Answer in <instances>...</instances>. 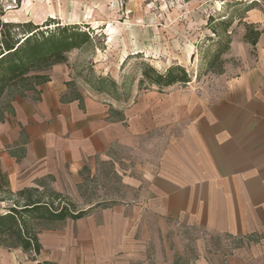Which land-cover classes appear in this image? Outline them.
<instances>
[{
	"label": "crops",
	"instance_id": "0c3cea01",
	"mask_svg": "<svg viewBox=\"0 0 264 264\" xmlns=\"http://www.w3.org/2000/svg\"><path fill=\"white\" fill-rule=\"evenodd\" d=\"M260 31L254 48L244 33L232 37L224 73L209 75L203 92L193 78L127 103L103 101L73 91L55 65L47 82L12 95L0 122L5 188L46 181L63 195L108 165L126 197L77 220L40 223L39 254L0 245V264H264ZM186 58H198L195 45Z\"/></svg>",
	"mask_w": 264,
	"mask_h": 264
},
{
	"label": "rangeland",
	"instance_id": "374dc122",
	"mask_svg": "<svg viewBox=\"0 0 264 264\" xmlns=\"http://www.w3.org/2000/svg\"><path fill=\"white\" fill-rule=\"evenodd\" d=\"M250 3L251 10L245 13L244 7ZM0 13L6 22L41 26L51 19L60 26L75 25L88 32L90 44L70 52L61 64L69 72L71 89L119 103H127L141 93H162L155 87L139 85L145 64L162 73L174 63L183 62L193 78L200 75L193 86L195 92L211 88L210 79L205 80L209 75L200 71V56L191 62L186 58L193 45L198 52L199 48L213 49L217 43L206 27L209 17L232 18L228 32L236 41L242 38L244 24L264 29V0H0ZM217 31L220 33V29ZM228 60L236 71L238 63ZM102 80L115 82L119 91L116 100L111 87L102 85ZM63 196L79 211H85L115 204L124 200L126 193L119 178L104 165L92 178H84L77 191L71 188ZM234 245L228 242L225 250Z\"/></svg>",
	"mask_w": 264,
	"mask_h": 264
},
{
	"label": "trees",
	"instance_id": "16d2710c",
	"mask_svg": "<svg viewBox=\"0 0 264 264\" xmlns=\"http://www.w3.org/2000/svg\"><path fill=\"white\" fill-rule=\"evenodd\" d=\"M243 5L247 13L251 7ZM3 15L0 13V17ZM232 18L215 20L209 17L207 29L217 43L213 49L199 51L200 71L203 75L221 76L229 52L232 35L228 32ZM241 20H239V23ZM56 27L51 29L50 26ZM243 42L254 48L262 33L253 24H244ZM217 29H220L218 33ZM207 41L213 42L211 38ZM90 44V34L78 26H60L54 20L43 25L32 22L11 23L0 18V122L10 112L7 99L14 93L48 81L42 73L55 65L64 64L67 55ZM198 74L194 75L199 79ZM193 79V74L180 65L168 67L160 73L148 64L143 65L139 85L162 90L169 87H185ZM102 85L111 87L113 98L117 99L118 88L112 80H102ZM101 85V86H102ZM101 93V92H100ZM0 245L20 248L25 253L39 254L38 226L56 224L67 219H80L90 211H79L66 196L52 190L47 185L11 192L0 182Z\"/></svg>",
	"mask_w": 264,
	"mask_h": 264
},
{
	"label": "water",
	"instance_id": "95a60500",
	"mask_svg": "<svg viewBox=\"0 0 264 264\" xmlns=\"http://www.w3.org/2000/svg\"><path fill=\"white\" fill-rule=\"evenodd\" d=\"M6 22V21H5Z\"/></svg>",
	"mask_w": 264,
	"mask_h": 264
}]
</instances>
